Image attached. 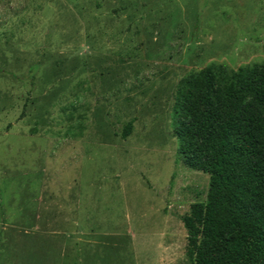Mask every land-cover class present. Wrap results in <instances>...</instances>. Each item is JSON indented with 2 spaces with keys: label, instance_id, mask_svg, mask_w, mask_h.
Returning a JSON list of instances; mask_svg holds the SVG:
<instances>
[{
  "label": "rangeland",
  "instance_id": "rangeland-1",
  "mask_svg": "<svg viewBox=\"0 0 264 264\" xmlns=\"http://www.w3.org/2000/svg\"><path fill=\"white\" fill-rule=\"evenodd\" d=\"M261 61L264 0H0V264H191L176 84Z\"/></svg>",
  "mask_w": 264,
  "mask_h": 264
},
{
  "label": "trees",
  "instance_id": "trees-1",
  "mask_svg": "<svg viewBox=\"0 0 264 264\" xmlns=\"http://www.w3.org/2000/svg\"><path fill=\"white\" fill-rule=\"evenodd\" d=\"M176 154L208 174L203 201L180 219L191 264H264V61L210 62L177 82ZM132 120L118 130L125 138Z\"/></svg>",
  "mask_w": 264,
  "mask_h": 264
}]
</instances>
